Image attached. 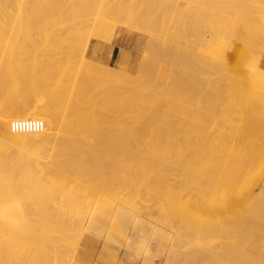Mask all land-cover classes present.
<instances>
[{
	"label": "bare ground",
	"instance_id": "obj_1",
	"mask_svg": "<svg viewBox=\"0 0 264 264\" xmlns=\"http://www.w3.org/2000/svg\"><path fill=\"white\" fill-rule=\"evenodd\" d=\"M262 5L264 0H0V264H60L71 236L101 233L104 222L106 238L113 239L116 219L127 248L146 230L156 235L143 263L168 259L172 251L178 264H259L264 252L252 249L264 245V205L237 206L234 198L264 154V131L258 147L234 141L245 136L262 105L247 94L255 74L239 75L234 96L240 94H228L217 111L224 89H213L208 109L211 89L204 96L206 88H196L189 70L229 60L236 43L258 28L255 10ZM231 9L245 23H228ZM198 17L206 25L199 44L190 41ZM119 22L138 30L136 39L144 43L141 59L124 71V48L111 67L92 59L97 46L88 43L91 35L112 37L105 33ZM210 49L213 56L205 53ZM182 87L184 94L197 91L190 100L207 97L198 123L217 119L211 138L192 149L189 137L197 127L185 131L191 126ZM23 121L42 125L11 128ZM189 160L192 170L185 166ZM203 207L206 216L199 212ZM207 226L232 232L198 240V230ZM87 241L74 247L75 257Z\"/></svg>",
	"mask_w": 264,
	"mask_h": 264
},
{
	"label": "rangeland",
	"instance_id": "obj_2",
	"mask_svg": "<svg viewBox=\"0 0 264 264\" xmlns=\"http://www.w3.org/2000/svg\"><path fill=\"white\" fill-rule=\"evenodd\" d=\"M232 14H234L233 10L231 13V18H229L228 23H232L235 20H237L238 22L240 21L244 22L243 20H241L243 18V15L238 14V16L233 15L234 16L233 17ZM255 14L258 17V20H257L259 22L258 28L255 31H253L247 39H244V41L240 40L236 43V46H238V48L230 51L231 57L229 58V60H223L222 58L223 61L221 62V65L217 68L212 67L213 69L209 67L211 70L207 69L208 67L206 68V66L205 67L202 66L200 63H198V65L200 64L202 66V67L199 66L200 70H197L198 66H193L189 70V73L193 74V77L191 78L195 79L199 85L200 84L203 85L205 82L208 83L207 84L208 86L198 85L196 86V88L198 87L200 88V90L206 88L205 90L202 91L204 94H205V91H208V89H211V92H209L211 94L210 100L209 98L206 97L208 99V104L206 103L207 106H209L208 109L211 106L209 102H212L213 100L212 92H214V90H217L216 93L220 94L222 90L224 89L222 92L223 97H218L217 99L218 101L216 102L217 111H219L222 108L221 106H224L226 103H228L226 99L228 94H229L228 96L229 98H230V95L232 96L235 95L234 93L235 87L240 85L238 81L241 78L242 79L247 78L248 77L247 75H250V73L255 74L254 77H251L252 80H255V82L252 81V84H254L255 87L252 86V89L249 90L247 94L248 95L250 94L254 98V100L260 101L262 105L260 106V109L258 110V113L255 115L254 119L252 120L253 123L250 124L248 131L246 130L245 136L242 135L238 137L236 140H234L237 143H240L239 145H243L244 147H246V149H251V148L260 146L261 141L258 140V133L261 131H264V76H261L262 72H264V66H263L264 65V5L258 6L255 10ZM203 20L204 19L200 17L196 19L194 25L197 24V22H199V24L195 25L196 36L195 35L190 36L191 42L196 41L197 44L201 43V35H202L201 33H204L206 31V27H205L206 25H205V22H203ZM123 24L119 22V23H116L114 26H110V29L105 34L106 35L110 34L109 36H112V37H107L104 35H97V36L91 35L89 37L88 43L90 45L97 46L95 48L96 53L92 55V59L94 58L93 60L96 63L99 62L101 64H106L108 66L113 67L116 61L118 60V56L122 48L126 50V59H125L124 66L122 64V67L120 66L119 70L124 71L128 69L129 64L134 62L136 58L141 59V56L143 53L142 46L144 45V43L139 42L136 39L137 38L136 35H138V30L132 29L128 25H125L127 24L125 22H123ZM201 26H202V29H200ZM139 35L140 37H142L143 33ZM250 39H251V44L248 46ZM119 44L122 46H120ZM255 50H256V55H255ZM205 53L207 54V56L214 55V51L212 49L205 50ZM248 53H250L251 57L248 55ZM239 54H241L240 57H239ZM243 56H246L247 59L249 56V60L248 61L246 60L243 62ZM105 57L107 58L106 60H105ZM262 62H263V65H262ZM195 67H196V71L199 76L201 75L200 73L202 69V75L200 76V78H198L196 71H193L195 70L194 69ZM205 68L207 69L206 71H205ZM244 71L246 72L243 73ZM259 71H261L260 77H258V74H257V73H260ZM189 73L186 74V77ZM245 74L246 76H242ZM239 75H240V78L238 80ZM201 77L204 78L205 80L201 79ZM186 79L183 80V83L184 81L185 83L188 81ZM188 79L190 78L188 77ZM212 82H214V84ZM186 84L190 85V83L188 82ZM215 84H218L220 87L216 86ZM191 85L195 87L194 83L192 84V82H191ZM193 86H190L188 88L193 89L194 88ZM229 87H231L230 90H229ZM188 88L186 89L188 90ZM188 91L191 92L192 90H188ZM190 92L189 94L185 93L186 94L185 95L183 93V87H182L183 95L181 97H182L184 106L187 107V109L185 107V111L188 110L187 114L191 112V114L194 116V119H193L192 115L187 116V114H185L186 118L187 117L189 118H188V121L185 118L184 122L187 121V126H191L189 130L186 129L187 128L186 127L185 131L192 132L193 129L197 127L194 130V133L192 134L194 136L193 138H196L195 140L191 138L192 135L190 137L187 134L185 135L186 138L187 136L189 137L190 141L192 139L193 144L192 142L191 143L189 142L190 144H188V147L192 149L194 148L193 146H195L198 143V140H206V138L207 139L211 138L212 134L216 131L214 126L216 124L215 120L217 119H214L213 122L209 121L204 124L202 123V121L198 123V120L200 119L199 117H201L200 110L204 111L205 110L204 108L207 107L204 104L206 98L201 97L203 93L202 94L199 93V95H201L200 97L198 96L193 97V99L190 100V98L194 96V93L197 95V91L196 92L194 91V93H190ZM229 92H231V94ZM210 94H208V97L210 96ZM239 94L240 92H238L236 96H238ZM184 95L185 97L183 98ZM187 95L189 96L188 97L189 99L186 97ZM204 96H207V95L205 94ZM231 110L232 111L230 114L232 116H234L235 118L239 116L235 110L234 111L233 109ZM197 114L199 115L198 117H196ZM190 122L195 123L193 124L194 126L192 124L188 125ZM186 142H188L187 139H186ZM199 143H201V141ZM189 145H191V147ZM185 166L188 167L187 168L188 170H192L189 168L190 166L192 168L191 161L188 162ZM255 166H257L256 169L254 168L251 171L252 176H254L252 177L253 179H251V181L250 180L244 181V185H248V186H245V188L240 193H237V195L234 196V198L236 199L235 202L237 206H244V205H247L248 203L251 205L252 204L264 205V183H263V178H262V176H264V154L260 157H257ZM190 194H189V197H192V199L194 200L193 198L194 193L191 194L192 196H190ZM205 208L206 207H203V208H200L199 210V212H201L204 216H206V211H207L205 210ZM117 221L118 220L116 219V222H113L114 226L110 229V233L113 239H116L117 241H119L118 243H116L111 238L109 239L106 238L105 232L109 231V228L107 224H104L103 222L101 225V227H103V230L101 231V233H96V232L87 233L83 231L81 236H76V234L71 236L68 241V251L62 257L60 264H178L179 263L180 261L178 260L179 256L175 255L174 252L172 251L168 253V256H170L168 259L166 258V256L160 255L161 257L159 258L155 257L153 258V260L143 263L142 256L146 253L147 250H149L150 248L154 246V243L156 241V237H155L156 235H154V233L151 232L150 229L146 230L144 232V235H139L138 237L139 239L137 240L136 245H134L133 247L127 248V245H126L127 240L125 236L123 237V239L119 237L121 236V233H120L121 228L119 229V224L117 223ZM228 232L231 233L232 231H226L222 228L218 229L216 227L215 228L213 227L211 229L209 226H207V227H203L199 229L196 236H197V239L199 240L201 238L203 239V237L210 238V237H215L216 235L220 236L221 234L223 235ZM196 236H192V237L195 239ZM85 238H87L88 239L87 242H89V244L87 245L88 248L86 247V249L83 251V253L79 257H75L74 247L76 248V250L79 247H82V244L85 241ZM263 247H264L263 244L256 245L255 247H253L252 252L254 251H257L260 253L264 252ZM70 249L71 251L69 253ZM263 262H264V259H262L261 262H259V264H262ZM182 264H195V262L187 261V263L183 262Z\"/></svg>",
	"mask_w": 264,
	"mask_h": 264
},
{
	"label": "built area",
	"instance_id": "obj_3",
	"mask_svg": "<svg viewBox=\"0 0 264 264\" xmlns=\"http://www.w3.org/2000/svg\"><path fill=\"white\" fill-rule=\"evenodd\" d=\"M41 123L38 121H23V122H16L11 124V128L15 131H23L28 129L37 130L41 128Z\"/></svg>",
	"mask_w": 264,
	"mask_h": 264
}]
</instances>
